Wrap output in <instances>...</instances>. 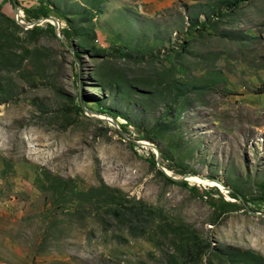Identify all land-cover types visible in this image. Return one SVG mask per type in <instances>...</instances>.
Returning a JSON list of instances; mask_svg holds the SVG:
<instances>
[{
    "label": "rangeland",
    "instance_id": "rangeland-1",
    "mask_svg": "<svg viewBox=\"0 0 264 264\" xmlns=\"http://www.w3.org/2000/svg\"><path fill=\"white\" fill-rule=\"evenodd\" d=\"M15 1L0 264H264V0Z\"/></svg>",
    "mask_w": 264,
    "mask_h": 264
},
{
    "label": "trees",
    "instance_id": "trees-1",
    "mask_svg": "<svg viewBox=\"0 0 264 264\" xmlns=\"http://www.w3.org/2000/svg\"><path fill=\"white\" fill-rule=\"evenodd\" d=\"M232 5L234 6H238L240 3H241V0H232ZM16 3L18 4H22L20 1H15ZM23 10L27 16L28 19H38L40 18L41 16H48V17H51V18H57V17H60V12H58L56 9H54L53 7H50V5L48 3H46L45 5L42 4L41 1H39L38 3H36L35 5L31 6V7H23ZM197 25H201L203 28H210V29H213L215 28V24L212 20L208 19V20H204V21H200L199 22H196ZM68 29V28H67ZM194 32H192L191 34L193 35ZM65 36L69 39V40H72L73 38V33L70 31V28L65 31ZM120 132V130H118ZM133 145H136L134 142H133ZM163 157L167 158L164 154H162ZM149 158L155 162V153H153L152 151L150 152V155H149ZM163 164V162H161ZM168 168H170L171 170L173 169L174 170V167L172 165H166ZM176 173L178 174H183L184 171L182 170H177ZM179 183H183V184H187L186 181H179ZM216 188L217 191H219L218 187H214ZM233 197L235 198H241L239 197V195L237 193H231Z\"/></svg>",
    "mask_w": 264,
    "mask_h": 264
},
{
    "label": "water",
    "instance_id": "water-1",
    "mask_svg": "<svg viewBox=\"0 0 264 264\" xmlns=\"http://www.w3.org/2000/svg\"><path fill=\"white\" fill-rule=\"evenodd\" d=\"M19 19H20V15H19ZM147 145H152L151 143H146ZM157 161H158V163H160V159L158 158L157 159ZM163 170H165V169H163ZM166 171V170H165ZM167 172V171H166ZM167 174L169 175V176H172V174L171 173H169V172H167ZM180 179H187V176H182ZM213 181H215V180H213Z\"/></svg>",
    "mask_w": 264,
    "mask_h": 264
},
{
    "label": "bare ground",
    "instance_id": "bare-ground-1",
    "mask_svg": "<svg viewBox=\"0 0 264 264\" xmlns=\"http://www.w3.org/2000/svg\"><path fill=\"white\" fill-rule=\"evenodd\" d=\"M215 183V182H214ZM215 184H217V183H215Z\"/></svg>",
    "mask_w": 264,
    "mask_h": 264
}]
</instances>
